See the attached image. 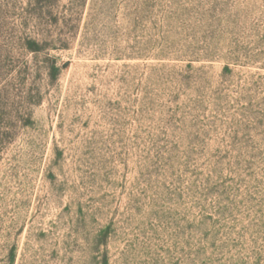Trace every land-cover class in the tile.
<instances>
[{"label": "rangeland", "instance_id": "rangeland-1", "mask_svg": "<svg viewBox=\"0 0 264 264\" xmlns=\"http://www.w3.org/2000/svg\"><path fill=\"white\" fill-rule=\"evenodd\" d=\"M0 264H264V0H0Z\"/></svg>", "mask_w": 264, "mask_h": 264}]
</instances>
